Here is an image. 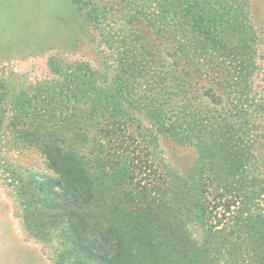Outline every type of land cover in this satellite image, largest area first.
I'll return each mask as SVG.
<instances>
[{
    "label": "trees",
    "instance_id": "trees-1",
    "mask_svg": "<svg viewBox=\"0 0 264 264\" xmlns=\"http://www.w3.org/2000/svg\"><path fill=\"white\" fill-rule=\"evenodd\" d=\"M73 1L92 6L101 28L91 0ZM249 1L158 0L147 33L134 24L123 35L111 84L87 63L61 73L52 62L61 81L11 97V128L56 173L19 188L30 233L62 246L56 264H264V101ZM9 96L0 84V101ZM162 136L194 146V166L169 165Z\"/></svg>",
    "mask_w": 264,
    "mask_h": 264
},
{
    "label": "rangeland",
    "instance_id": "rangeland-1",
    "mask_svg": "<svg viewBox=\"0 0 264 264\" xmlns=\"http://www.w3.org/2000/svg\"><path fill=\"white\" fill-rule=\"evenodd\" d=\"M91 1L103 17L101 28L91 20L92 6L84 3L0 0V84L6 85L10 93L0 101V264H56V252L62 248L55 237L46 241L33 236L24 222L25 196L19 191L22 182L31 175L54 178L56 173L46 154L11 128V97L20 91L31 92L45 82H59L62 72L80 63H87L111 84L118 72L123 35L135 29L134 24L147 33L146 17L158 10V0ZM249 2L259 36L255 86L257 96L264 101V0ZM140 9L142 13L138 14ZM157 38L151 39L161 45ZM165 45L162 43V47ZM52 62L58 64L60 74ZM134 115L145 127L150 126L144 114ZM159 141L163 158L180 173L196 163L198 152L194 146L180 145L164 136Z\"/></svg>",
    "mask_w": 264,
    "mask_h": 264
}]
</instances>
